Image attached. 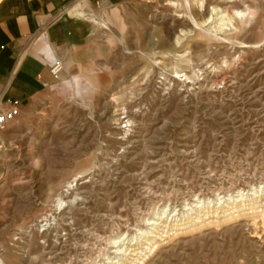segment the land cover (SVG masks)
<instances>
[{"label": "rangeland", "instance_id": "rangeland-1", "mask_svg": "<svg viewBox=\"0 0 264 264\" xmlns=\"http://www.w3.org/2000/svg\"><path fill=\"white\" fill-rule=\"evenodd\" d=\"M122 12L90 103L0 132V264H264V0Z\"/></svg>", "mask_w": 264, "mask_h": 264}, {"label": "crops", "instance_id": "crops-1", "mask_svg": "<svg viewBox=\"0 0 264 264\" xmlns=\"http://www.w3.org/2000/svg\"><path fill=\"white\" fill-rule=\"evenodd\" d=\"M129 1L0 0L1 108L18 100L24 110L44 95L90 103L105 80L110 28L123 31Z\"/></svg>", "mask_w": 264, "mask_h": 264}, {"label": "built area", "instance_id": "built-area-1", "mask_svg": "<svg viewBox=\"0 0 264 264\" xmlns=\"http://www.w3.org/2000/svg\"><path fill=\"white\" fill-rule=\"evenodd\" d=\"M51 71L54 75L58 76V74L62 71V64L57 62V64L51 67ZM2 99L0 96V132H3L8 129L9 125L16 120L17 116L21 112V102L18 100H13L8 108H1Z\"/></svg>", "mask_w": 264, "mask_h": 264}, {"label": "bare ground", "instance_id": "bare-ground-1", "mask_svg": "<svg viewBox=\"0 0 264 264\" xmlns=\"http://www.w3.org/2000/svg\"><path fill=\"white\" fill-rule=\"evenodd\" d=\"M63 203H64V202L61 200V201H60V205H62ZM155 222H156V221H155ZM157 222H158V221H157ZM154 224H155V223H154Z\"/></svg>", "mask_w": 264, "mask_h": 264}]
</instances>
